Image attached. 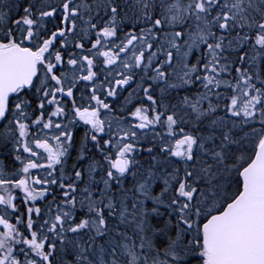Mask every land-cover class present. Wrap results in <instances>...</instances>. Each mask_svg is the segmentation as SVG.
I'll use <instances>...</instances> for the list:
<instances>
[{
    "label": "snow or ice",
    "instance_id": "6c2138e0",
    "mask_svg": "<svg viewBox=\"0 0 264 264\" xmlns=\"http://www.w3.org/2000/svg\"><path fill=\"white\" fill-rule=\"evenodd\" d=\"M0 264H264V0H0Z\"/></svg>",
    "mask_w": 264,
    "mask_h": 264
}]
</instances>
